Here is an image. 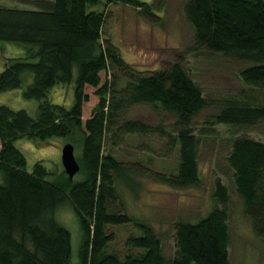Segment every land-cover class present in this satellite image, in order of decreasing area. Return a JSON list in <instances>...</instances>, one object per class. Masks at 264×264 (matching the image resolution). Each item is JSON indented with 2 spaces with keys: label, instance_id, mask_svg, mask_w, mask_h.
<instances>
[{
  "label": "trees",
  "instance_id": "trees-1",
  "mask_svg": "<svg viewBox=\"0 0 264 264\" xmlns=\"http://www.w3.org/2000/svg\"><path fill=\"white\" fill-rule=\"evenodd\" d=\"M27 1L35 9L0 6V41L22 45L26 51L25 58L7 59L0 73V94L23 89L30 74L32 83L23 97L40 103L35 119L24 110L0 106V264H72L71 234L55 217L66 203L72 205L82 232L78 264H232L230 195L220 179L215 183V198L221 208L196 222L174 224L178 250L170 260L163 257L161 239L151 227L114 210L119 201L115 179L124 178L127 165L111 152L105 155V145L108 140L114 145L122 137L116 131L122 111L139 104L174 117L178 130L169 136L168 145L179 148L178 171L169 177L150 172L173 188L199 187L200 148L209 143L215 147L221 138L218 127L238 130L230 133L228 166L245 215L264 243V142L236 135L264 123V103L257 99L264 96V0H188L185 4L186 18L194 28L191 50L252 63L240 72L245 85L241 97L216 104L204 97L180 63L145 74L126 63L115 47L105 46L106 12L89 10L99 0ZM111 4L133 7L151 23L162 19L159 12L167 11L166 0L152 4L107 0L106 7ZM72 83L71 108L49 100L57 86ZM93 100L98 103L88 111ZM208 106H215L218 113L197 127L195 117ZM122 128L147 136L152 127L125 122ZM20 138L35 143L68 138L81 146L76 157L83 179L74 183L64 172L62 181L50 182L42 162L27 171V160L14 145ZM129 223L142 234L128 242L143 253L125 258L109 253L114 238L109 227Z\"/></svg>",
  "mask_w": 264,
  "mask_h": 264
},
{
  "label": "rangeland",
  "instance_id": "rangeland-1",
  "mask_svg": "<svg viewBox=\"0 0 264 264\" xmlns=\"http://www.w3.org/2000/svg\"><path fill=\"white\" fill-rule=\"evenodd\" d=\"M140 1L147 4L154 2ZM187 1L166 0L167 11L159 12L162 19L153 23L142 18L133 7L122 4L106 7L107 0H99V4L89 10L106 12L104 45L115 47L124 61L135 70L151 74L180 63L202 90L204 97L213 104L240 98L245 89L240 72L252 63L234 56L191 50L194 28L185 15ZM0 6L35 9L27 0H0ZM0 49V73L4 71L7 59L26 57L24 47L19 44L0 41ZM113 68L108 73V79L112 77ZM74 74L76 77V71ZM32 79L33 76L29 74L23 89L0 94V106H7L14 111L24 110L35 119L40 103L23 97V91L32 83ZM123 79L120 78V86L124 85ZM89 92L94 90L89 89ZM257 99L264 103V96H258ZM49 100L71 108L74 104V84L57 86L49 94ZM97 103L95 100L90 102L88 111H92ZM217 113L215 106H208L195 117V125L204 126L206 120ZM125 122L141 123L152 128L147 136L130 134L122 128ZM118 129L116 131L122 137L115 139L114 145L108 140L104 152L105 155L111 152L118 161L127 165L124 178L115 179L119 201L114 210L126 212L135 221L151 227L161 239L162 255L166 260L173 259L178 250L175 223L196 222L215 208H221L215 198V183L220 179L230 195L227 211L232 264H264V243L255 234L251 221L245 215L244 201L237 192L233 171L228 166V141L230 133L237 132V129L218 127L221 138L215 147L209 143L200 148L198 163L201 185L186 189L173 188L150 175V172L161 173L169 177L178 171L179 148L168 145L169 136L176 135L178 130L171 113L157 111L147 104L129 106L119 116ZM236 135L264 142V123L239 131ZM69 141L68 138H54L45 143H35L28 138H20L14 141V145L25 156L27 171L32 172L34 165L42 162L50 173L47 180L59 183L64 179L65 172L62 148ZM81 150V146L75 145L77 157ZM82 179L79 173L73 181L77 183ZM55 217L71 234V261L72 264H78L82 244L78 216L72 205L66 203L57 210ZM109 232L114 237L108 246L109 253H115L121 258L143 253L142 249L132 247L128 242L130 237L142 234L133 223L110 226Z\"/></svg>",
  "mask_w": 264,
  "mask_h": 264
},
{
  "label": "water",
  "instance_id": "water-1",
  "mask_svg": "<svg viewBox=\"0 0 264 264\" xmlns=\"http://www.w3.org/2000/svg\"><path fill=\"white\" fill-rule=\"evenodd\" d=\"M62 164L66 175L71 181L81 171V166L75 154V146L72 143H66L62 148Z\"/></svg>",
  "mask_w": 264,
  "mask_h": 264
}]
</instances>
